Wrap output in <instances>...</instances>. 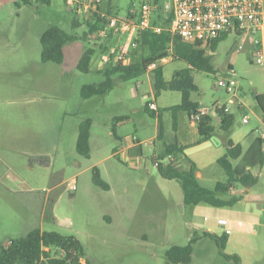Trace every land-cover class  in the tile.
<instances>
[{
	"label": "rangeland",
	"instance_id": "rangeland-1",
	"mask_svg": "<svg viewBox=\"0 0 264 264\" xmlns=\"http://www.w3.org/2000/svg\"><path fill=\"white\" fill-rule=\"evenodd\" d=\"M32 2L17 6L15 0H0V244L7 246L39 228L79 239L83 263L172 264L171 248L188 246L196 238L190 264H234L223 253L239 255L243 264H264V145L256 131L263 128V110L255 99L264 96V67L255 63L251 43L241 50L243 37L226 35L210 54L215 73L191 71L198 86L191 100L208 112L221 105L235 114L230 138L244 149L234 165H250L258 182L218 193L223 200L237 199L233 206H187L179 181L162 178L153 162L160 149L159 121L166 141L176 135L170 108L181 104L182 93L164 91L156 98L153 75L147 72L129 79L117 74L109 93L82 98L85 85L105 80L98 48L90 71L78 69L84 52L98 45L78 39L65 46L63 64L44 63L41 36L55 26L82 37L90 15H79L65 0ZM114 4L117 16L126 17L131 0ZM75 19L80 26H73ZM141 59L137 49L129 63ZM186 68L185 62L168 60L163 64L166 81ZM221 79H234L235 89L219 87ZM234 94L240 111L231 103ZM151 101L160 120L159 113L146 110ZM176 117L177 124H188L186 112ZM87 120L92 124L89 158L77 151L80 126ZM214 126L219 128L217 119ZM135 143H141L143 154L128 158L127 149ZM116 150L121 153L114 155ZM94 168L109 190L94 184ZM206 174L209 188L228 180L218 163ZM73 183L75 191L70 190ZM218 215L231 230L224 250L218 238L226 229L218 224ZM51 255L62 256L56 249Z\"/></svg>",
	"mask_w": 264,
	"mask_h": 264
},
{
	"label": "trees",
	"instance_id": "trees-1",
	"mask_svg": "<svg viewBox=\"0 0 264 264\" xmlns=\"http://www.w3.org/2000/svg\"><path fill=\"white\" fill-rule=\"evenodd\" d=\"M65 1L67 3V0ZM37 2L50 4L51 0H37ZM32 3V0H15L17 6L32 5ZM100 10L106 12L109 16H117L114 0H106ZM90 17L91 19L87 18L85 20L88 31L82 37L70 36L55 26L47 29L41 36L42 61L44 63L63 64L66 57L65 46L68 43L78 39L88 41H91V38L97 39L95 33L105 28L106 21L99 19L97 14H93ZM171 20L172 15L165 16L163 3L160 1L153 15V24L167 28ZM80 25V21L75 19L73 26L78 27ZM225 38L226 35H222L212 41L210 50L212 52L216 51L219 43ZM97 48L102 51L107 49L102 46H93L87 49L78 62V69L81 72L87 73L90 71L92 59L97 53ZM137 49L141 51L142 59L140 61H134L129 64L106 65L103 70H100L104 74L105 80L99 84L85 85L81 91L82 98L90 99L94 96H104L109 93L115 85L113 77L117 74H121L123 79H129L147 72H151L153 75L156 98L164 91L181 92V104L170 108L175 118V129L177 130L178 125L176 114L183 111L197 125L200 136L199 142H204L215 134H219L224 140L226 153L218 160V164L226 172L228 180L225 183L218 182L214 188L204 186L197 176L198 166L185 155L184 146L176 139V135L172 142L166 141L160 121L157 137L160 141V151L159 155L153 159V162L156 163L158 161L157 168L162 178L179 181L183 189L185 205L198 206L200 204H208L217 208L233 206L238 201L237 199L223 200L217 197L218 193L231 191L236 183L244 187L254 185L258 182V178L249 172L248 167L250 165H239L238 167L234 165V162L242 156L243 147L240 144H235L230 138L236 117L231 111H226L227 106L214 107L213 111H216V116L210 113L203 116L199 122L194 121V117L202 107L198 102L191 100V94L198 91V86L192 77L191 71L199 70L206 73H215L212 56L206 53L205 50L196 47L193 43L183 40L180 36H172L167 29H164L161 33L152 31L143 33L138 40ZM134 54H137V50ZM168 57H172V61H182L188 65V68L176 71L170 81H166L163 64L161 63L164 58ZM152 65H156V67L150 71L149 68ZM255 99L262 108L264 116V96L255 95ZM237 107L239 111L242 109L240 106ZM146 110L152 113H159L160 120L161 112H159V109L158 111L151 110L148 103L146 104ZM215 119L219 122V128L214 126ZM91 126L90 120L81 124L77 141L78 153L86 158H89L91 152ZM137 154V156L143 154L141 147L137 149ZM170 156L173 159L170 160ZM180 159L189 161L186 169H183L181 165H176V162ZM262 164H264V150L262 151ZM94 184L104 190L110 189L109 184L102 179L97 168H94ZM205 235L211 236L212 234L205 232ZM228 240L229 234L226 233L218 238L221 250L226 248ZM196 241L197 239L194 238L188 246L172 247L168 254L169 261L172 264H190L194 251L193 245ZM53 249L59 250L62 256L53 257L51 255ZM223 256L226 260L234 262V264H243L239 255L223 253ZM83 257L84 246L76 237H66L57 232H45L39 228L30 231L22 239L12 241L7 246L0 244V264H88L87 262H82Z\"/></svg>",
	"mask_w": 264,
	"mask_h": 264
},
{
	"label": "built area",
	"instance_id": "built-area-1",
	"mask_svg": "<svg viewBox=\"0 0 264 264\" xmlns=\"http://www.w3.org/2000/svg\"><path fill=\"white\" fill-rule=\"evenodd\" d=\"M160 1L163 3L165 16L172 15L167 28L153 24V15ZM67 3L79 15L97 14L99 19L106 21L105 28L95 33L97 39L91 38L98 47L107 48L105 51L98 48L101 52V62L105 66L129 64L143 33L147 31L161 33L167 29L172 36L178 35L208 54L212 52L210 50L212 41L222 35L235 33L243 37V44L239 48L244 50L245 44L251 43L255 63L264 67V0H131L126 17L109 16L101 11L103 0H67ZM168 60H172V57L164 58L161 63L164 64ZM155 67L156 65H152L149 70ZM218 86L229 91L236 86V81L221 79ZM236 98L234 94L231 103L241 107ZM149 108L158 111L154 101L149 102ZM213 109L210 112L216 113ZM226 111L229 112L230 109L227 107ZM210 112L200 109L194 121L199 122ZM249 122V116H245L243 123ZM262 122L263 128L256 131L264 145V116ZM169 159L173 157L170 156ZM155 165L158 166V161ZM70 190H76L75 183L70 186ZM218 224L226 229V234H231V230L227 228L229 224L227 219H219Z\"/></svg>",
	"mask_w": 264,
	"mask_h": 264
},
{
	"label": "crops",
	"instance_id": "crops-1",
	"mask_svg": "<svg viewBox=\"0 0 264 264\" xmlns=\"http://www.w3.org/2000/svg\"><path fill=\"white\" fill-rule=\"evenodd\" d=\"M157 137H158V135H157ZM176 139L179 141V143L182 146H184L185 155L198 166L199 171L197 173V176H198L199 180L201 181V183L204 186L209 185L210 182L207 180V178L205 176V175H208V174H206L208 169L212 168V166L215 165V163H218V160L222 156H224V154L226 153V147L224 145L223 138L219 134H215L210 139H208L204 142H199L200 136L198 134V127L194 122H192L190 120V118L188 116V124L185 123V124H178L177 125ZM233 142L235 144H239V143L235 142L234 140H233ZM251 145H252V142H250L248 147H251ZM140 147H141V145H139V144H134V145L128 147V149H127L128 158L136 157L138 155L137 149H139ZM141 150H142V148H141ZM159 151L160 150H158V149L156 150V156L159 155ZM120 153L121 152L117 150V152H115L114 155H116V154L119 155ZM182 161L185 162L187 166L189 165V161H186L183 159H180L178 162H176V165L182 166L183 165ZM249 169H250V167H248V170ZM204 172H206V173L204 174ZM241 187H242L241 184L236 183L232 187L231 191L236 190L237 188H241ZM253 199H255V197H253ZM216 217H217L216 218L217 222L219 219H225L221 215H218ZM223 229H225V228H223ZM82 262H83V259H82Z\"/></svg>",
	"mask_w": 264,
	"mask_h": 264
},
{
	"label": "water",
	"instance_id": "water-1",
	"mask_svg": "<svg viewBox=\"0 0 264 264\" xmlns=\"http://www.w3.org/2000/svg\"><path fill=\"white\" fill-rule=\"evenodd\" d=\"M211 111H212V110H211ZM213 115H214V116H216V113H215V112H213Z\"/></svg>",
	"mask_w": 264,
	"mask_h": 264
}]
</instances>
